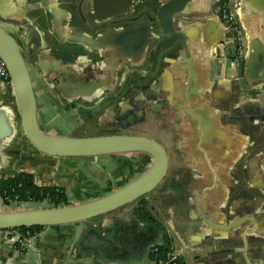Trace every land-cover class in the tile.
Masks as SVG:
<instances>
[{
    "label": "crops",
    "instance_id": "0c3cea01",
    "mask_svg": "<svg viewBox=\"0 0 264 264\" xmlns=\"http://www.w3.org/2000/svg\"><path fill=\"white\" fill-rule=\"evenodd\" d=\"M165 1L0 0V27L26 60L43 132L64 131L53 126L65 100L106 97L114 107L101 120L100 136L148 137L170 157L166 179L142 202L43 228L23 247L0 231V264H157L159 248L175 251L180 264H264V0H245L249 50L241 78L226 67L234 34L220 20L219 0H193L176 17L187 51L177 42L157 54ZM127 32L134 34L125 39ZM62 70L71 76L86 70L98 84L88 96L64 98L55 86ZM183 71L191 83L178 78ZM112 74L111 83L122 78L124 85L100 89ZM192 88L197 96L189 100ZM153 166L151 156L137 152L41 154L25 133L12 82L0 80V180L27 173L38 186L64 189L68 205L78 206L130 186ZM7 207L0 201V213ZM243 218L231 232L209 225Z\"/></svg>",
    "mask_w": 264,
    "mask_h": 264
},
{
    "label": "water",
    "instance_id": "95a60500",
    "mask_svg": "<svg viewBox=\"0 0 264 264\" xmlns=\"http://www.w3.org/2000/svg\"><path fill=\"white\" fill-rule=\"evenodd\" d=\"M192 2L193 0H167L161 3L158 18L164 37L158 44L157 54L161 50L171 48L177 42L181 44L182 50L187 51L185 35L176 29L175 19L181 13L187 11ZM241 2V13L236 15V23L242 37L241 46H239V43L234 42V50L227 56L226 62L227 69L235 70L239 78L244 73L249 50L248 36L244 26L246 4L245 0H241ZM234 3L235 0L231 3L232 11L234 10ZM132 34L134 33L127 32L123 38L126 39L127 36ZM182 50L178 53L180 54ZM0 58L7 66L11 82L17 93L25 133L32 145L41 154L58 158H83L137 152L147 154L154 159L152 170L143 178L100 200L62 208L33 209L17 213H6L4 211L0 213V231L12 233L25 228H47L86 222L137 204L154 192L166 179L170 169V158L166 148L154 139L126 135L93 138H57L45 134L40 127L34 85L26 60L15 38L1 27ZM187 63L191 66L189 61ZM192 71L195 74L190 67L187 70L189 73ZM184 72L186 71L181 72L178 78L185 83L188 81V76H184ZM188 82L191 83V80L189 79ZM195 94L196 91L192 88L188 93V99H192ZM245 221H247V218L233 221L227 225H214L212 223H209V225L214 230L231 232L241 227ZM27 244H30V242H27Z\"/></svg>",
    "mask_w": 264,
    "mask_h": 264
},
{
    "label": "flooded vegetation",
    "instance_id": "af4514ba",
    "mask_svg": "<svg viewBox=\"0 0 264 264\" xmlns=\"http://www.w3.org/2000/svg\"><path fill=\"white\" fill-rule=\"evenodd\" d=\"M223 1L219 2V12L221 9V5ZM80 23L83 26H86L88 23L86 18H81L80 19ZM109 24V22H108ZM103 25H101L102 28ZM98 28V29H97ZM95 27V29L98 31L99 29H101L100 27ZM157 37V35H155ZM81 46V45H80ZM75 48L77 49V47L75 46ZM78 51H82V49H78ZM60 72V70H57ZM63 74H61L60 76H58V80L59 82L57 84H55V86L58 88V92H60V94L63 95V97L65 98V95H70L73 97H80L83 98L82 96H88L92 91V89L98 84V83H91L89 82V74H87L86 70H82L83 74L77 75L73 74L74 76H71V74L69 72H67V70H62L61 71ZM81 72V73H82ZM80 76V77H78ZM114 74L110 75L107 80L105 82H103L102 80L100 81V85H98V87L100 89L106 88L111 86L112 88H118L121 85L123 86L124 83L121 80L116 81L114 83H111L110 80L113 78ZM79 79H81V81L84 79V82L79 81ZM88 79V80H87ZM64 88H66V90H64ZM125 91V88H124ZM102 97V96H100ZM112 97H118L117 94H113ZM85 98V97H84ZM106 97H103L99 100L93 101V100H65L64 104H62V106L60 107V109H62L61 111L65 112L66 115H68L69 117H79L81 118L82 121H84L86 124H88L89 126H91L96 132L100 131L103 132V129L100 128L102 126L101 124V120L107 119L105 118L106 113L109 111V108L114 107L109 103V101L105 100ZM67 103V104H66ZM105 116V117H104ZM128 126V125H127ZM122 127H126L125 124H122ZM136 132H134L133 130H129L128 134H135ZM100 137V135H99ZM158 142V141H157ZM161 144V143H160ZM167 150V149H166ZM168 152V151H167ZM170 158V157H169Z\"/></svg>",
    "mask_w": 264,
    "mask_h": 264
},
{
    "label": "trees",
    "instance_id": "16d2710c",
    "mask_svg": "<svg viewBox=\"0 0 264 264\" xmlns=\"http://www.w3.org/2000/svg\"><path fill=\"white\" fill-rule=\"evenodd\" d=\"M0 201L4 206L11 204L47 203L53 208L68 207V199L65 190L58 187H41L38 186L32 175L21 173L14 178L1 177L0 180ZM142 202V200L140 201ZM43 228H29L17 230L23 238L35 237ZM29 233V235H28ZM16 246L21 247L19 244ZM170 249L159 248L156 254L157 260L165 258Z\"/></svg>",
    "mask_w": 264,
    "mask_h": 264
},
{
    "label": "built area",
    "instance_id": "2783aa9c",
    "mask_svg": "<svg viewBox=\"0 0 264 264\" xmlns=\"http://www.w3.org/2000/svg\"><path fill=\"white\" fill-rule=\"evenodd\" d=\"M223 4L220 9V19L224 25L230 29L234 34V42L239 43L241 46V32L236 23V15L241 13L242 2L241 0H235L234 10H231V3L233 0H222ZM240 49V47H239ZM0 80L5 82H11L10 75L8 73L7 66L5 62L0 58ZM15 239V243L19 244L21 247L25 246L32 238H23V236L18 231H13L11 233ZM29 235V233H28ZM28 245V244H27ZM158 252V250H156ZM157 264H180L178 255L175 251H168L165 258L157 260Z\"/></svg>",
    "mask_w": 264,
    "mask_h": 264
},
{
    "label": "rangeland",
    "instance_id": "374dc122",
    "mask_svg": "<svg viewBox=\"0 0 264 264\" xmlns=\"http://www.w3.org/2000/svg\"><path fill=\"white\" fill-rule=\"evenodd\" d=\"M37 82V79L35 80ZM62 110V109H61ZM59 111L56 113V121L55 126H53L54 129L59 131V128H63L64 131L58 132L53 137L57 138H93V137H99V135H106L103 132H96L91 126L86 124L84 121L81 120L79 117H69L65 114V112ZM44 130H48V127L44 125ZM45 134H48L47 132H44ZM67 135L66 137L63 136V134ZM40 207L35 206L36 209H53V207L47 203L40 204ZM28 207L19 208L15 204H11L10 207H7L5 210L6 213H17L21 211H25ZM33 210V209H31Z\"/></svg>",
    "mask_w": 264,
    "mask_h": 264
}]
</instances>
